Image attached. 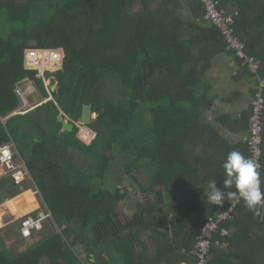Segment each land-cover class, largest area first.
Returning <instances> with one entry per match:
<instances>
[{
  "label": "trees",
  "instance_id": "16d2710c",
  "mask_svg": "<svg viewBox=\"0 0 264 264\" xmlns=\"http://www.w3.org/2000/svg\"><path fill=\"white\" fill-rule=\"evenodd\" d=\"M218 5L232 14L234 33L264 79V0ZM36 46L64 51L62 67L52 73V99L10 115L18 107L16 82L26 76L48 97L42 80L22 66L24 48ZM222 52L234 56L198 0H0V144L30 136L22 159L60 229L11 257L1 238L0 264H78L76 243L86 264L192 263L200 225L232 203H208L210 181L222 186L228 152L248 155L245 141L231 143L202 118L210 100L200 85ZM234 57L238 71L254 77ZM87 102L96 114L91 143L76 136V127L58 133L59 109L76 120ZM249 113L239 119L221 113L218 120L246 132ZM113 146L142 192L132 214L121 211L127 188L98 182ZM75 150L89 157L95 172L77 165ZM259 171L264 191V120ZM9 184L18 186L10 176L0 179V202L19 192ZM207 264H264V206L249 211L242 201L235 204L213 235Z\"/></svg>",
  "mask_w": 264,
  "mask_h": 264
},
{
  "label": "built area",
  "instance_id": "2783aa9c",
  "mask_svg": "<svg viewBox=\"0 0 264 264\" xmlns=\"http://www.w3.org/2000/svg\"><path fill=\"white\" fill-rule=\"evenodd\" d=\"M198 1L203 6L204 18L217 27L223 36L225 49L233 52L234 56L241 60V65L246 66L254 75L255 82L253 84V93L249 103L250 113L248 126L242 140L247 144V157L258 160L261 165L264 120V79L258 75L259 63L254 56L245 51L244 43L234 33L232 14L226 13L224 9L220 8L218 0ZM63 60L64 51L61 47L36 46L24 48L22 66L24 69L33 70L34 77L42 80L48 97L29 105L26 96L38 93V91L34 81L26 76L16 82L14 91L20 101V105L15 108L10 115L23 114L42 102L52 99L51 92L54 88L51 85V80L53 75H47L60 69ZM71 120L74 121L73 119ZM78 127V137L82 141H86L88 135L92 131L84 125L79 124ZM82 128H85L86 131L82 132ZM1 176H10L12 182L16 185H21L23 181L30 180L29 172L24 161L16 157L14 142L11 139L0 144V177ZM33 191L38 192L34 183ZM234 206L235 205L231 203L227 209L209 215L200 225L193 248L195 260L189 264H207V256L213 243V235L222 220L231 218ZM47 218H51V214L48 210H40L35 214H29L21 218L19 220V232L21 236L27 238L31 236L33 232L40 230L43 226V221Z\"/></svg>",
  "mask_w": 264,
  "mask_h": 264
},
{
  "label": "rangeland",
  "instance_id": "374dc122",
  "mask_svg": "<svg viewBox=\"0 0 264 264\" xmlns=\"http://www.w3.org/2000/svg\"><path fill=\"white\" fill-rule=\"evenodd\" d=\"M50 75L53 74L51 73L47 76ZM51 85L53 86V88L56 87V81L52 82ZM26 98L28 104L32 105L37 101L42 100V95H40L39 93H33L27 95ZM19 105L20 101L18 99V106ZM67 118L70 117L67 116ZM75 121L77 122V119ZM81 131L85 132L86 129L82 128ZM94 134L95 133H91L88 135L87 140L85 141L87 144L90 143V141L94 138ZM77 136H79V129L77 131ZM13 142L16 157L21 159L25 158L27 149L31 144L30 136L22 137L18 134L16 135V137H14ZM107 153L108 152H106V154ZM73 156V160L77 161V165H81V163H85L86 165L89 164V170L87 173L95 172V164L91 163L89 157H78L76 152L73 154ZM90 157H92V155ZM126 161L127 159L120 152V147L113 146V148L110 149L108 166L103 172L101 179H98V182L108 188H119V190L127 188L130 197L121 202V211L123 213L125 212L127 214H132L136 206L135 201L138 199L140 200L141 198L143 199V196L140 190H138L137 192V182L133 181L130 176L124 173ZM134 173L137 175V178L139 180L144 181V174L142 170L135 169ZM31 181L32 178H30V180L23 181L22 184L18 186L9 184V187L19 189V192L15 194L14 197L7 196L8 198H3L4 200L2 199V201L0 202V237L2 238L3 245L6 248L5 253L10 257L16 255L18 252L23 251L28 246L39 241L44 236L50 234L53 230L60 232L59 227L52 220L51 216V218H47L43 221V226L40 230H38L37 232H33L32 235L27 238L21 236L19 232V220L21 218L29 214H35L39 210H48L40 194L33 191V184L31 183ZM9 205L15 209L17 215L10 212V210L8 209ZM4 219L9 220V222ZM73 249L75 251H78V264H86L87 254L84 250L83 245L81 243H76L73 246ZM90 255L92 256V253Z\"/></svg>",
  "mask_w": 264,
  "mask_h": 264
},
{
  "label": "crops",
  "instance_id": "0c3cea01",
  "mask_svg": "<svg viewBox=\"0 0 264 264\" xmlns=\"http://www.w3.org/2000/svg\"><path fill=\"white\" fill-rule=\"evenodd\" d=\"M238 69V63L233 55L226 52L219 53L212 58V64L205 72L200 85V90L210 100L209 108L202 116L203 120L218 129L231 143L242 140L245 132H236L223 125L218 120V115L225 113L232 119H239L242 112L248 111L255 82L253 76Z\"/></svg>",
  "mask_w": 264,
  "mask_h": 264
},
{
  "label": "clouds",
  "instance_id": "9594fccd",
  "mask_svg": "<svg viewBox=\"0 0 264 264\" xmlns=\"http://www.w3.org/2000/svg\"><path fill=\"white\" fill-rule=\"evenodd\" d=\"M221 167L223 184L218 187L216 180L210 181L208 203L223 208L225 201H231L233 205L242 201L249 211L264 206V191L259 171L261 165L258 160L232 150L227 153Z\"/></svg>",
  "mask_w": 264,
  "mask_h": 264
},
{
  "label": "water",
  "instance_id": "95a60500",
  "mask_svg": "<svg viewBox=\"0 0 264 264\" xmlns=\"http://www.w3.org/2000/svg\"><path fill=\"white\" fill-rule=\"evenodd\" d=\"M55 88L56 87H54V89ZM94 115L96 116V114L94 112H92V110H91V103L90 102L83 103L82 107H81L80 115L77 119V123L87 125V124L91 123V121L95 118ZM56 121L60 123V128L58 129L59 133L65 132V131H67V132L71 131L73 129L74 124H76L75 121L68 119L67 116L64 114V112L60 109H59L58 113L56 114ZM27 128H28V126H27ZM32 135H33L34 140L40 139V133L35 132ZM29 176L31 178L30 174H29ZM31 182L34 183L33 180ZM2 249H3V247L1 245V237H0V250H2Z\"/></svg>",
  "mask_w": 264,
  "mask_h": 264
},
{
  "label": "flooded vegetation",
  "instance_id": "af4514ba",
  "mask_svg": "<svg viewBox=\"0 0 264 264\" xmlns=\"http://www.w3.org/2000/svg\"><path fill=\"white\" fill-rule=\"evenodd\" d=\"M74 121H75V120H74ZM75 122H76V121H75ZM89 124H90V123H89ZM89 124H87V125L80 124V125H84V126L88 127L89 130L92 131L91 133H95L94 135H96V131L93 130L92 128H90V127H89ZM78 125H79V123L76 122V124H74V126H73V128H74V127L77 128V131H78V129H79ZM77 131H76V136H77ZM91 133H90V134H91ZM77 137H78V136H77ZM94 137H95V136H94ZM78 138H79V137H78ZM79 139H80V138H79ZM93 139H94V138H93ZM93 139H92V140H93ZM80 140H81V139H80ZM92 140H91V141H92ZM81 141H82V140H81ZM91 141H90V143H91ZM82 142H84L85 144H87L85 141H82ZM88 144H89V143H88ZM75 152H76V154H78V153H77L78 151L75 150Z\"/></svg>",
  "mask_w": 264,
  "mask_h": 264
}]
</instances>
